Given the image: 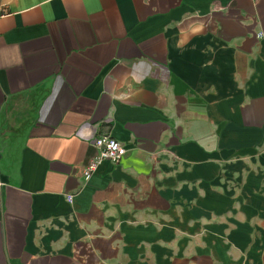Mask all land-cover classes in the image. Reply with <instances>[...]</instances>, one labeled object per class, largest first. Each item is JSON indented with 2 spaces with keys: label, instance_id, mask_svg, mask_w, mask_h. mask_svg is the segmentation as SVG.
<instances>
[{
  "label": "crops",
  "instance_id": "obj_1",
  "mask_svg": "<svg viewBox=\"0 0 264 264\" xmlns=\"http://www.w3.org/2000/svg\"><path fill=\"white\" fill-rule=\"evenodd\" d=\"M0 264H264V0H0Z\"/></svg>",
  "mask_w": 264,
  "mask_h": 264
},
{
  "label": "built area",
  "instance_id": "obj_2",
  "mask_svg": "<svg viewBox=\"0 0 264 264\" xmlns=\"http://www.w3.org/2000/svg\"><path fill=\"white\" fill-rule=\"evenodd\" d=\"M94 147L96 153L88 161L83 170L85 179L91 176L102 161L108 160L112 163H117L122 159L126 151L120 142L108 134L96 136L94 139Z\"/></svg>",
  "mask_w": 264,
  "mask_h": 264
}]
</instances>
